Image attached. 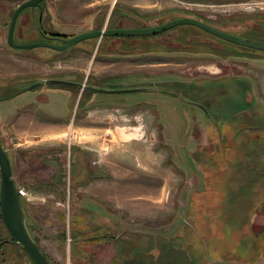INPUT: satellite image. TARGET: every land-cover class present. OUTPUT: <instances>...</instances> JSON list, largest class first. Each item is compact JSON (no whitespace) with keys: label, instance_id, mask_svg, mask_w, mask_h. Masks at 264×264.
<instances>
[{"label":"rangeland","instance_id":"1","mask_svg":"<svg viewBox=\"0 0 264 264\" xmlns=\"http://www.w3.org/2000/svg\"><path fill=\"white\" fill-rule=\"evenodd\" d=\"M21 1L0 0V86L14 83L1 94L43 79L73 80L76 71L81 83L145 88L101 93L47 82L0 101L3 118L12 115L0 139L16 187L31 197H20L28 229L50 263L264 264V161L234 165L249 154L248 140L253 150L251 140L261 148L264 139V70H223L258 62L228 57L226 44L188 25L150 37L171 48H115L117 39L100 37L64 51L14 50L6 35ZM46 3L48 28L67 34L80 30L73 25L85 12L84 25L94 30L110 27L125 8L150 22L184 15L222 28L264 11V0ZM33 9L19 13L14 41L63 43L39 32ZM39 92L50 99L33 98ZM252 115L248 127L243 117ZM10 238L0 217V241ZM0 264L27 262L4 243Z\"/></svg>","mask_w":264,"mask_h":264},{"label":"water","instance_id":"2","mask_svg":"<svg viewBox=\"0 0 264 264\" xmlns=\"http://www.w3.org/2000/svg\"><path fill=\"white\" fill-rule=\"evenodd\" d=\"M42 0H23L16 5L14 8L6 35L7 45L14 50H28L35 47H46L56 51H64L76 43L89 38H100L102 36H132V35H146V34H157L168 30L177 25H194L197 26L213 35H216L225 40L240 43L246 46L255 48H264L259 44L249 42L243 38L218 30L204 22L188 17L182 16L177 17L172 20L166 21L161 24L147 26V27H115L103 29H94L79 32L75 35L63 39L61 44H53L48 41H35L30 43H16L13 38L14 27L16 19L19 13L27 7H37L41 14V2ZM39 14V19H40ZM58 83L73 85L76 84L81 89L90 90L93 92L101 93H123L132 91H141L145 88L142 87H131V88H104L95 87L90 84L85 85V83H75L69 80L63 79H43L42 81L36 82L30 87L36 86L40 83ZM0 217L9 233L12 242L19 248L20 252L23 254L27 264H51L46 255L40 250L36 244L33 236L31 235L27 222L26 213L16 192V184L12 175V168L9 157L7 155V149L0 142Z\"/></svg>","mask_w":264,"mask_h":264},{"label":"flooded vegetation","instance_id":"3","mask_svg":"<svg viewBox=\"0 0 264 264\" xmlns=\"http://www.w3.org/2000/svg\"><path fill=\"white\" fill-rule=\"evenodd\" d=\"M48 0H42L41 3V11H42V7H44L47 3ZM41 16V14H40ZM184 16V15H183ZM249 16V15H248ZM177 17H182V16H175L172 18H169L167 20H157V21H148V19L146 16H141L138 14V12L132 10V11H127L126 8L122 9L118 16L116 17V19L114 21H112L110 24L111 26L108 28H115V27H147V26H153V25H157V24H161L164 23L166 21L172 20L174 18ZM191 17V16H188ZM41 18V17H40ZM197 20H200L202 22H204L207 25H210L218 30L239 36L241 38H243L244 40H247L249 42H253L255 44H259L261 46L264 47V11L262 12H256L254 14V16H249V17H244L242 19H239V21L237 20V18H230L228 21V24L225 28L216 26L210 22L204 21L202 19L199 18H195V17H191ZM109 22V21H108ZM184 25H188V24H184ZM184 25H177L174 26L168 30H165L163 32L157 33V34H146V35H132V36H102V37H106L108 39H117V41H114V47L117 48L118 44L121 42L122 43H134L135 46L137 47V44H143L141 46L144 45H150L152 46L153 43L158 45L159 40H153L150 39V37H157L159 35H162L163 33L169 32V31H173V30H177V28L184 26ZM188 26H192L194 28H197L199 30H201L202 32H204V34H206V36H212L211 38L219 41L221 44H226V47L229 48L228 51V57H236V58H241L240 60H242V62H258V63H248V64H236V63H231L229 65V67L226 69V67H223V70H228V71H235V70H264V48H255V47H250V46H246L240 43H236L233 41H229V40H225L223 38H220L216 35H213L197 26L194 25H188ZM95 29H107V28H102L101 26H99L98 28ZM88 31V30H87ZM144 37L143 39L138 40V37ZM45 38H48V35H44ZM128 38H132L129 41L127 40ZM65 39V38H64ZM63 40V39H62ZM172 40H176L175 37L172 38ZM84 41V40H83ZM155 41V42H153ZM160 43V47H164V48H171L173 44L169 43L166 45H163L161 42ZM120 46V45H119ZM159 46V45H158ZM135 47V48H136ZM120 48V47H119ZM121 49V48H120ZM174 50V49H173ZM132 51V53H136V50H130ZM261 62V63H259ZM231 66V67H230ZM74 75H76L78 78L80 77V73L76 72ZM76 78L73 80H69L75 83H81L80 80ZM55 79H63V78H55ZM66 80V79H63ZM67 85V84H66ZM85 85H87L85 83ZM90 85L95 86V87H100L98 83H91ZM72 87H78V85L73 84L70 85ZM93 92V91H92ZM1 142V141H0ZM1 243V241H0Z\"/></svg>","mask_w":264,"mask_h":264},{"label":"trees","instance_id":"4","mask_svg":"<svg viewBox=\"0 0 264 264\" xmlns=\"http://www.w3.org/2000/svg\"><path fill=\"white\" fill-rule=\"evenodd\" d=\"M34 8H36V7H34ZM23 11V10H22ZM111 16V15H110ZM36 23H37V25H38V30H39V32H41L42 34H46V35H48L49 37L48 38H50V39H60V40H62V39H64V38H67V37H70V34H66V33H61V32H59L58 30H45L44 28H43V26H42V19L40 18L39 19V14L37 13V15H36ZM62 38V39H61ZM81 42V41H80ZM76 45V44H75ZM74 46V45H73ZM72 46V47H73ZM72 47H70V48H72ZM11 84H13L14 85V83H11ZM48 84H50V85H53V86H62V87H71V88H77V87H72V86H70V85H66V84H58V83H48ZM34 87V86H33ZM10 88V87H9ZM30 87H26V88H24L23 90H21V91H17V92H15L14 94H11L10 92H8V94H1V92L2 91H5V89H8L7 87H3V88H0V99H7V98H10V97H12V96H14V95H17L18 93H21L22 91H24V90H27V89H29ZM243 119H246V125L249 127V126H251L250 124V122H251V120L252 119H256V118H254V116L252 115V116H247V117H243ZM254 139V138H253ZM251 140V144L253 145V150H255V151H257V153L255 154V155H251V152L253 151L252 150V148H251V146L249 145V142H250V140H248L247 141V145L249 146L248 147V149L246 150V152H249V154H247V153H245L246 154V156H245V161L244 162H240V161H238V160H236V164H234V165H236V166H239V165H242V164H244L243 165V167H247V168H250V166H251V162L252 161H257V162H261V161H264V156H262V154H261V152L260 151H264V139H263V141H261V144H259L260 146H261V148H258V144H257V141H254V140ZM234 162H235V160H234ZM231 165H232V161L231 162H229ZM264 163V162H263ZM253 166H255V165H253ZM19 197V199H20V196H18ZM247 208L248 207H245V209L247 210ZM4 243H12V244H14L13 242H12V240H11V238L9 239V240H2L1 241V243H0V245H2V244H4ZM15 245V244H14Z\"/></svg>","mask_w":264,"mask_h":264},{"label":"crops","instance_id":"5","mask_svg":"<svg viewBox=\"0 0 264 264\" xmlns=\"http://www.w3.org/2000/svg\"><path fill=\"white\" fill-rule=\"evenodd\" d=\"M23 1V0H22ZM48 2V1H47ZM18 3H20V2H18ZM17 3V4H18ZM16 4V5H17ZM48 4V3H47ZM16 7V6H15ZM32 8H34V7H32ZM48 6L47 5H45L44 7H42V11H41V19H42V26H43V28L45 29V30H58L59 32H61L62 33V31H61V27H59L58 25H53V26H51V27H49L48 28V26L46 25V23H45V14H46V12H48ZM31 12H33V14H35V15H37V13L38 14H40V11H39V9L36 7L35 9H33ZM49 12H50V10H49ZM91 14V12H85V13H83L82 15H80V16H78V18L77 19H79V18H81V20L80 21H78L77 22V19L75 20L76 22H75V25H73V27H74V29H75V27H77L78 25H81L82 27H79V31L77 32V33H79V32H83V31H87L88 29H87V27L84 25V23H85V20H86V18L89 16ZM51 15V14H50ZM44 23H45V25H44ZM61 25H62V23H60ZM65 24V23H64ZM73 33V32H72ZM76 33V34H77ZM67 34V33H66ZM70 34V36H72V35H75V33L74 34H71V33H69ZM76 72H78V71H76ZM9 86H14V85H11V84H8V85H4V86H0V88H3V87H9ZM49 92V91H48ZM15 96V95H14ZM14 96H12V97H14ZM12 97H10V98H12ZM36 98V99H38L39 101H41V99L42 98H45V99H47V100H49L50 99V95H48L46 92H39V93H36V94H34V96H33V98ZM10 98H7V99H0V101H6V102H8L9 101V99ZM8 100V101H7ZM41 102H45V100L44 101H41ZM23 106H21L20 108H18V110L16 111V112H18V114L19 113H21V111H20V109L22 108ZM24 107H26V106H24ZM27 109V108H26ZM25 108L23 109V110H26ZM2 114V115H1ZM0 119H1V121H0V133L1 134H4L5 133V131L7 130V127H6V122H7V120H9L10 119V117L12 116V115H9V116H7V118H3V116H4V114L3 113H1L0 112ZM3 118V119H2ZM0 141H1V143L4 145V143H3V141L0 139Z\"/></svg>","mask_w":264,"mask_h":264},{"label":"built area","instance_id":"6","mask_svg":"<svg viewBox=\"0 0 264 264\" xmlns=\"http://www.w3.org/2000/svg\"><path fill=\"white\" fill-rule=\"evenodd\" d=\"M17 195L22 197L23 199L30 200V194L24 187H16Z\"/></svg>","mask_w":264,"mask_h":264},{"label":"bare ground","instance_id":"7","mask_svg":"<svg viewBox=\"0 0 264 264\" xmlns=\"http://www.w3.org/2000/svg\"><path fill=\"white\" fill-rule=\"evenodd\" d=\"M123 130H125V129H123ZM109 132V134L111 133V134H114L111 130H107V132L106 133H108ZM117 134H119V136L121 137V139H125V140H129V139H132V138H135V137H137L136 136V134L135 133H133V134H124V133H122L121 131H117ZM70 136V135H69ZM118 136V137H119ZM131 137V138H130Z\"/></svg>","mask_w":264,"mask_h":264}]
</instances>
